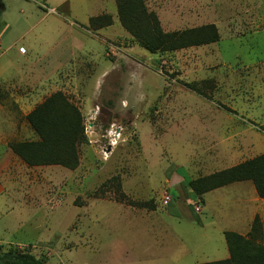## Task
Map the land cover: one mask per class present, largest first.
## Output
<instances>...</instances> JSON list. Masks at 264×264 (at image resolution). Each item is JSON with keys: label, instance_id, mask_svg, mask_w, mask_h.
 <instances>
[{"label": "rangeland", "instance_id": "rangeland-1", "mask_svg": "<svg viewBox=\"0 0 264 264\" xmlns=\"http://www.w3.org/2000/svg\"><path fill=\"white\" fill-rule=\"evenodd\" d=\"M0 3V250L15 248L46 264L221 257L228 226L213 198L232 204L235 191L207 195L202 209L185 181L264 152L262 3L144 0L164 31L214 24L219 35L157 53L122 27L115 0ZM102 14L111 24L88 29ZM56 91L82 115L78 165L29 167L9 145L37 139L26 115ZM137 202L153 203L154 211ZM160 238L177 242V258L144 259L146 247L161 253Z\"/></svg>", "mask_w": 264, "mask_h": 264}, {"label": "trees", "instance_id": "trees-1", "mask_svg": "<svg viewBox=\"0 0 264 264\" xmlns=\"http://www.w3.org/2000/svg\"><path fill=\"white\" fill-rule=\"evenodd\" d=\"M115 3L122 27L150 53L175 51L218 40L214 24L164 31L155 13L146 9L144 0H115ZM111 21L107 14L93 16L87 28L96 30L110 25ZM26 119L37 139L9 145L22 162L29 167L59 165L70 170L77 167V147L84 140V125L79 109L62 92L56 91L46 97L26 115ZM245 180L252 182L259 198H264V152L228 168L186 180L185 185L201 202L206 192ZM135 206L154 210L153 203L137 202ZM223 235L229 258L197 264H264V245L258 242L262 238L258 215L254 216L246 236L232 231H225ZM0 264L46 263L43 258L10 248L0 250Z\"/></svg>", "mask_w": 264, "mask_h": 264}, {"label": "crops", "instance_id": "crops-1", "mask_svg": "<svg viewBox=\"0 0 264 264\" xmlns=\"http://www.w3.org/2000/svg\"><path fill=\"white\" fill-rule=\"evenodd\" d=\"M209 1L212 2L214 0H209ZM218 1L223 2V4H217L215 7H242V8L257 7L259 3H262L261 5L264 6V0H218ZM0 5L2 10L6 9L5 5H2V3ZM48 8L51 11L55 10L54 6H49ZM9 47L10 45L8 46V48ZM23 48H21V51L23 50ZM55 70H57V68H52L51 71H55ZM0 79L5 80L1 76ZM5 161L7 162V160H4V162ZM230 186H232V189L235 191L236 194V198L234 199L232 204L231 203L229 204V202L226 203L225 199L216 200L215 198H213L214 201L215 202L217 201L219 204L217 208V216L220 219L224 220L226 222V225L228 226V228L222 230L223 233L225 231H232L242 236H246L251 229V223L254 216L258 215L262 224V238L258 242L261 245H264V198H259L257 196L256 190L251 181L248 180L237 181L225 185L223 187L213 189L209 192H206L202 196V201H201L202 209L204 207H208V202L206 199L207 195L214 194V192H219L220 190H225L226 188H230ZM153 211L154 210H152L151 212ZM199 222L201 225H203L201 221ZM161 235L163 236V233ZM155 241H156L155 243H157L156 245L159 246L165 245L164 247H162L161 253L155 250L151 251L146 247V251L143 252L142 254L144 259L152 258L154 261V259L157 258L158 256L160 257V259H162V257L165 256H170V257L174 256L177 258V254H178L177 242L172 243L171 241H167L164 238L155 239ZM166 241L170 244L169 246H166L168 245ZM178 251L180 252L181 250L178 248ZM227 258H229V251L228 248L226 249L224 248L223 251L221 252V257L216 258L212 261L223 260Z\"/></svg>", "mask_w": 264, "mask_h": 264}, {"label": "built area", "instance_id": "built-area-1", "mask_svg": "<svg viewBox=\"0 0 264 264\" xmlns=\"http://www.w3.org/2000/svg\"><path fill=\"white\" fill-rule=\"evenodd\" d=\"M195 210L198 211L199 210V207L198 206H195Z\"/></svg>", "mask_w": 264, "mask_h": 264}, {"label": "bare ground", "instance_id": "bare-ground-1", "mask_svg": "<svg viewBox=\"0 0 264 264\" xmlns=\"http://www.w3.org/2000/svg\"><path fill=\"white\" fill-rule=\"evenodd\" d=\"M123 105V104H122ZM113 134V133H112ZM112 144H114V142L112 143Z\"/></svg>", "mask_w": 264, "mask_h": 264}]
</instances>
